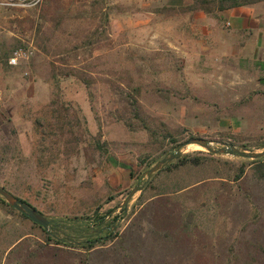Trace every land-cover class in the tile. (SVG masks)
Segmentation results:
<instances>
[{
    "label": "rangeland",
    "instance_id": "rangeland-1",
    "mask_svg": "<svg viewBox=\"0 0 264 264\" xmlns=\"http://www.w3.org/2000/svg\"><path fill=\"white\" fill-rule=\"evenodd\" d=\"M209 1L1 0L0 55L33 56L0 61V188L115 236L41 247L0 197V264H264V2Z\"/></svg>",
    "mask_w": 264,
    "mask_h": 264
},
{
    "label": "trees",
    "instance_id": "trees-1",
    "mask_svg": "<svg viewBox=\"0 0 264 264\" xmlns=\"http://www.w3.org/2000/svg\"><path fill=\"white\" fill-rule=\"evenodd\" d=\"M264 2V0H210L209 3L215 5L219 12L231 10L234 8H239L243 6H248L256 3ZM46 50L45 48H43ZM9 55L4 52L0 55V61H4L6 64ZM82 82L89 87L91 81L86 79H81ZM129 106L133 111V118L140 119L139 109L136 105V100L133 98L129 100ZM128 127H132V123L127 124ZM148 130L146 125L143 127ZM97 149L101 147L97 144ZM185 159V160H184ZM193 161V162H192ZM192 162L193 166H198V159H194ZM256 160L255 162H259ZM188 160L182 158V160L177 161L175 167L185 166ZM243 172V171H242ZM3 189V188H2ZM4 190V189H3ZM5 191V190H4ZM6 192V191H5ZM21 201V200H20ZM3 202V201H2ZM28 207L33 208L30 204L22 201ZM34 209V208H33ZM111 212L100 213L97 208L89 216L84 217H74V218H55L50 221L49 231H44L45 239L41 247L45 246H57L72 249H83L86 252L91 251L95 247L96 240L93 238L97 235L104 234L106 241L112 240L115 235H112L113 224L115 219L108 221ZM105 242V241H103Z\"/></svg>",
    "mask_w": 264,
    "mask_h": 264
},
{
    "label": "water",
    "instance_id": "water-1",
    "mask_svg": "<svg viewBox=\"0 0 264 264\" xmlns=\"http://www.w3.org/2000/svg\"><path fill=\"white\" fill-rule=\"evenodd\" d=\"M189 144H198L199 146L203 147L205 150H207L209 153L216 154L219 152H233L235 154L241 155L240 151L234 148L230 149H220V150H212L209 146V144L204 143L200 140H193L190 141ZM177 152V151H176ZM264 157V152L254 154L251 158L252 159H258ZM172 158H167L162 161H159L156 163L155 166H153L149 171L146 172V176L149 177L151 174L158 171L166 162L170 161ZM141 191V187L136 186L130 191L127 198L124 200L123 207L126 210L128 203L131 201L133 196ZM0 197L14 210H16L18 213L24 215L28 220H30L35 225L41 227L44 231H49L50 228V221L46 219L44 216L39 214L35 209L28 207L26 204H24L22 201L17 199L11 194L6 193L3 189L0 188Z\"/></svg>",
    "mask_w": 264,
    "mask_h": 264
},
{
    "label": "built area",
    "instance_id": "built-area-1",
    "mask_svg": "<svg viewBox=\"0 0 264 264\" xmlns=\"http://www.w3.org/2000/svg\"><path fill=\"white\" fill-rule=\"evenodd\" d=\"M36 4V3H34ZM0 5L2 4L0 0ZM12 4H7V6H11ZM33 56V51L31 49H15L11 55L7 59V64L11 67H16L21 63L28 62L29 59ZM0 103H1V93H0Z\"/></svg>",
    "mask_w": 264,
    "mask_h": 264
},
{
    "label": "crops",
    "instance_id": "crops-1",
    "mask_svg": "<svg viewBox=\"0 0 264 264\" xmlns=\"http://www.w3.org/2000/svg\"><path fill=\"white\" fill-rule=\"evenodd\" d=\"M227 13H228V15H229V17H230V20H231V23L232 24H234L235 22H236V16H235V14H236V10L235 9H233V10H228V11H226Z\"/></svg>",
    "mask_w": 264,
    "mask_h": 264
}]
</instances>
